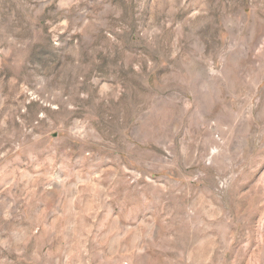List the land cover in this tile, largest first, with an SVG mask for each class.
I'll return each instance as SVG.
<instances>
[{"label":"rangeland","instance_id":"1","mask_svg":"<svg viewBox=\"0 0 264 264\" xmlns=\"http://www.w3.org/2000/svg\"><path fill=\"white\" fill-rule=\"evenodd\" d=\"M0 264H264V0H0Z\"/></svg>","mask_w":264,"mask_h":264}]
</instances>
